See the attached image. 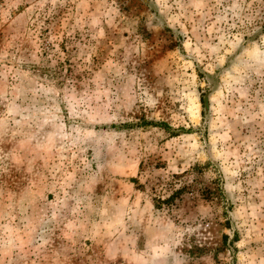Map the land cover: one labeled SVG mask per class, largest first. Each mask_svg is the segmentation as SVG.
I'll return each mask as SVG.
<instances>
[{"label": "rangeland", "instance_id": "obj_1", "mask_svg": "<svg viewBox=\"0 0 264 264\" xmlns=\"http://www.w3.org/2000/svg\"><path fill=\"white\" fill-rule=\"evenodd\" d=\"M0 264H264V0H0Z\"/></svg>", "mask_w": 264, "mask_h": 264}, {"label": "trees", "instance_id": "obj_2", "mask_svg": "<svg viewBox=\"0 0 264 264\" xmlns=\"http://www.w3.org/2000/svg\"><path fill=\"white\" fill-rule=\"evenodd\" d=\"M170 201V199L166 200V201H163L165 204L168 203Z\"/></svg>", "mask_w": 264, "mask_h": 264}]
</instances>
